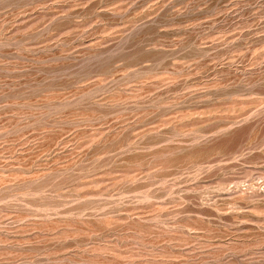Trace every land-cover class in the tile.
Here are the masks:
<instances>
[{
	"label": "rangeland",
	"instance_id": "1",
	"mask_svg": "<svg viewBox=\"0 0 264 264\" xmlns=\"http://www.w3.org/2000/svg\"><path fill=\"white\" fill-rule=\"evenodd\" d=\"M0 264H264V0H0Z\"/></svg>",
	"mask_w": 264,
	"mask_h": 264
}]
</instances>
